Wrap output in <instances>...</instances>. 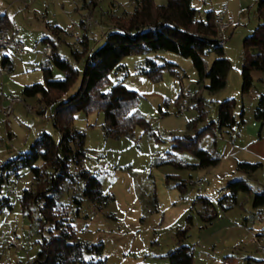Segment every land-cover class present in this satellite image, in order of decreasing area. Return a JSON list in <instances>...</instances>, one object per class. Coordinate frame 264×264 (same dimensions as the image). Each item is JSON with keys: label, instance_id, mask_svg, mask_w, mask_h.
<instances>
[{"label": "rangeland", "instance_id": "1", "mask_svg": "<svg viewBox=\"0 0 264 264\" xmlns=\"http://www.w3.org/2000/svg\"><path fill=\"white\" fill-rule=\"evenodd\" d=\"M155 1L158 5L167 3ZM192 4L198 9V18L205 19L208 9L219 12L226 6L235 20L224 47L232 64L225 88L212 93L199 84L192 60L177 53L134 54L122 61L127 74L123 70L112 71L102 90L110 91L123 80L128 88L137 91L140 98L135 109L150 121L152 135L141 127L127 134L111 135L102 111L75 115L73 128L86 134L83 166L102 178L103 190L114 200L104 206L85 201L77 215V207L71 203L73 190L67 184L59 211L67 216L66 223L71 224L79 238L103 242L102 254L94 257L103 258L106 264H165L168 259L163 256L177 247V233L182 229H187L185 244L195 251L193 264H264V252L251 242L254 234L264 230V205L253 206L254 196L264 191V119L256 117L264 95V72L254 71L252 88L249 93H242L243 41L263 17L258 12V0H192ZM133 11V0H99L95 8H87L84 0H0V15L6 14L12 22L10 34L24 44L20 55L5 49L0 57L2 62L8 55L14 64L12 71L0 64V167L29 151L43 131L52 134L56 141L61 137L53 121L56 105L43 102L40 94L23 93L26 86L44 82L42 65L49 57L43 52V38L51 37L59 54L79 69V78L64 96L69 98L81 84L87 54L105 42L106 34L116 27L117 17L129 16ZM89 16L93 23L86 29L82 26ZM56 21L63 29L59 35L53 34L49 26ZM85 36L87 49L83 45ZM75 51L81 53L80 59L75 57ZM216 57L214 50L207 52L208 67ZM149 58L158 65L172 62L177 65V72L164 70L162 79L154 81L141 73L148 69ZM52 71L55 78L64 77L58 67L53 66ZM184 91L192 96L186 111L180 113V102L176 100ZM13 97L21 102L7 116L4 111ZM230 98L236 100L238 124L217 129L216 139L208 133L200 143L213 150L216 140L220 162L209 167H177L176 162L197 164L198 158L189 151H174L172 140L195 134L216 122L219 104ZM27 105L33 110L29 111ZM240 162L262 165L254 172H244L238 166ZM19 174L0 186V205L4 197L12 204L11 208L0 209V236L7 232L0 239V243L4 242L0 264H33L43 235L47 236L49 229L54 231V226L40 231L36 209L32 216L23 214L21 194L24 189L34 188L35 179L27 167ZM239 179H245L251 191L240 192L231 201L228 183ZM82 189L80 183L76 191ZM199 197L209 199L220 212L212 223L203 219ZM230 221L239 224L230 228Z\"/></svg>", "mask_w": 264, "mask_h": 264}, {"label": "trees", "instance_id": "2", "mask_svg": "<svg viewBox=\"0 0 264 264\" xmlns=\"http://www.w3.org/2000/svg\"><path fill=\"white\" fill-rule=\"evenodd\" d=\"M87 8H95L99 0H84ZM134 11L129 16L117 17L114 30L106 34L105 42L97 49L87 54L83 69L81 84L73 95L65 98V94L79 78V69L74 68L68 60L63 58L55 41L51 37H44L43 42H50L53 46L52 54L42 65L44 82L28 85L23 93L26 96L41 95V100L48 104H55L53 121L61 134L56 141L52 134L41 132L31 145L30 150L10 158L0 167V186L9 182L12 177H19L20 170L30 168L34 174V188L24 189L20 197L23 214L32 216L36 209L39 212L40 231L48 226V235H43L40 251L33 264H106L103 258L95 259L104 250L102 241L98 243L86 242L78 237L71 224H67V216L59 211L61 197L67 189V184L73 190L71 203L77 207V215L85 201L106 205L114 200V196L103 190V180L84 168L86 159V134L73 128L77 112L91 113L102 111L104 123L111 135H123L141 127L151 135L150 121L136 110L139 101L137 91L128 88L124 81H119L110 91L102 88L108 82V75L114 70H123L125 57L134 54L146 55L151 52L170 51L183 57L190 58L199 74V84L214 93L227 85L231 61L225 56L224 46L218 38V29L214 22V11L207 12L206 18H198V11L192 5V0H167L165 5H158L155 0H133ZM258 12L263 21L243 41L242 93H249L253 85L254 71L264 72V0H258ZM12 28V22L6 14L0 15V29ZM55 35L63 31L59 26H50ZM87 36L83 45L87 49ZM214 50L217 57L211 67H208L205 56ZM86 52V50H85ZM77 59L81 53L73 52ZM148 69L142 74L154 81L163 77V71L176 73L177 65L165 62L158 65L153 59H147ZM1 66L9 71L14 68L10 56L3 57ZM56 66L64 72L61 79L55 78L52 67ZM208 81V84L206 83ZM181 94L176 102L179 103ZM190 103V102H189ZM236 100L227 99L219 104L218 118L207 127L174 138V151H189L198 158L197 164L176 162L177 167L199 168L217 165L220 156L216 152V140L213 150L203 148L202 138L211 133L216 139V130L224 127L233 128L238 121L234 108ZM201 104V103H200ZM198 108L202 110L201 106ZM244 117V112L241 116ZM256 117L264 118V96L261 97L256 109ZM202 113L200 119H202ZM196 123V121H194ZM194 127V125H193ZM155 136V135H154ZM160 141L159 137L155 138ZM174 162V160H168ZM262 164L240 162L239 168L244 172H254ZM83 184L81 192L76 189ZM183 185V183H182ZM229 200L235 201L238 193L250 192L251 188L245 179L228 183ZM228 197L224 198L226 201ZM202 217L211 222L218 216V209L207 198L199 197ZM264 205V191L254 196L253 206ZM11 208L10 199L4 197L0 209ZM192 220V216H189ZM187 229L177 233L178 245L171 249L163 258L168 259L165 264H193L195 251L185 244ZM1 254V251H0Z\"/></svg>", "mask_w": 264, "mask_h": 264}, {"label": "built area", "instance_id": "3", "mask_svg": "<svg viewBox=\"0 0 264 264\" xmlns=\"http://www.w3.org/2000/svg\"><path fill=\"white\" fill-rule=\"evenodd\" d=\"M87 22L83 24L82 27L88 28L93 23V17L89 16L86 20ZM214 22L218 29V38L221 40V44L225 45L226 41V32L235 24L234 18L228 14V8L225 6L222 11L214 13ZM75 38L80 41L79 34L75 35ZM13 49L14 54L20 55L24 50V44L21 41L15 39L13 34H10V29L1 28L0 29V57L2 56V50ZM53 51V46L50 42H46L43 52L46 56H50ZM1 64V60H0ZM192 96L191 92L184 91L182 93L180 104H179V112L184 113L189 105L190 97ZM18 102H21V99L18 97H13L10 100L9 105L6 107V111H4L5 115L9 116L13 112L14 105ZM27 109L29 111L33 110V107L27 105ZM6 233L1 234V239L6 237ZM252 243L256 244L262 252H264V230L260 233L254 234L252 237Z\"/></svg>", "mask_w": 264, "mask_h": 264}, {"label": "crops", "instance_id": "4", "mask_svg": "<svg viewBox=\"0 0 264 264\" xmlns=\"http://www.w3.org/2000/svg\"><path fill=\"white\" fill-rule=\"evenodd\" d=\"M193 5V4H192ZM194 7V6H193ZM195 8V7H194ZM228 8V7H227ZM198 10V9H197ZM208 11H213L212 9H208ZM215 12V11H214ZM49 26H59L60 28H62L61 26H60V24H58V22L56 21V22H52ZM228 32V31H227ZM227 32H226V36H227ZM225 47V46H224ZM224 51H225V49H224ZM264 96V95H263ZM9 104V103H8ZM264 119V118H263ZM261 134V133H260ZM262 164V163H261ZM218 216H220V212L218 211ZM248 221V220H247ZM246 221V222H247ZM212 223V222H211ZM248 223V222H247ZM236 224V225H235ZM239 223H237V222H232V221H230V223H229V225H231V227L230 228H234L235 226H237ZM1 239V238H0ZM3 247H4V242L2 243H0V251L2 252V250H3ZM1 255H2V253L0 254V257H1ZM228 262H230V260H227ZM251 261H258V262H260V260H257V259H249V262H251ZM225 263V262H224Z\"/></svg>", "mask_w": 264, "mask_h": 264}]
</instances>
